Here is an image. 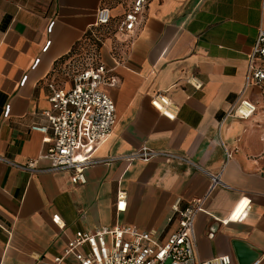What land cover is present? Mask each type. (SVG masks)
<instances>
[{
    "label": "crops",
    "instance_id": "0c3cea01",
    "mask_svg": "<svg viewBox=\"0 0 264 264\" xmlns=\"http://www.w3.org/2000/svg\"><path fill=\"white\" fill-rule=\"evenodd\" d=\"M132 4L0 0V264H51L77 232L115 225L164 242L178 225L173 207L195 202L202 203L199 260L227 255L238 264L234 243L241 241L258 252L254 264H264V96L256 88L247 94L258 107L251 119L224 120L264 27V0H150L128 37L120 29ZM103 8L111 24L96 28ZM113 25L115 39L100 40ZM88 42L117 80L105 91L118 121L100 145L83 135L81 155L125 157L145 145L178 158L100 163L85 170L84 184L70 171H47L51 163L41 155L54 143L31 126L45 123L49 83L70 87L58 83L60 70L70 69L71 55ZM161 93L178 108L174 120L151 104ZM29 161L39 172L18 168ZM213 177L220 180L214 188ZM120 192L127 195L122 204Z\"/></svg>",
    "mask_w": 264,
    "mask_h": 264
},
{
    "label": "built area",
    "instance_id": "2783aa9c",
    "mask_svg": "<svg viewBox=\"0 0 264 264\" xmlns=\"http://www.w3.org/2000/svg\"><path fill=\"white\" fill-rule=\"evenodd\" d=\"M150 0H133L132 7L124 14L121 31L132 36L138 29L140 21ZM110 10H99L95 27H107L111 24ZM94 41H99L92 33ZM111 70L101 62L89 64L78 70L68 89L49 83V110L43 111L44 124H34L31 130L43 135L45 143L53 141L54 145L42 158L51 163L48 172L70 171L77 182L86 183L84 172L87 168L122 159L126 163L135 160L149 162L157 157L178 158L172 153L155 151L143 146L125 157H112L96 160L91 155H81L82 136L94 146L112 137L117 126L116 105L113 98L105 91L107 87H116L117 80ZM256 88L264 96V27L258 31L257 41L248 56V67L243 89L238 100L226 112L224 120L251 119L258 111L257 105L247 96ZM152 106L164 117L174 120L178 108L163 93L153 97ZM222 126V125H221ZM227 157L229 153L227 151ZM1 159V158H0ZM18 168L28 172H39L36 161H29ZM220 183L213 177L212 188ZM125 192L118 194V203H125ZM202 210V203H192L185 208L178 204L173 207V215L178 220L175 231L164 242L152 233L134 226L115 225L109 228H96L92 231L76 233L71 245L51 264H231L230 256L217 257L209 261L197 258V241L195 221ZM53 222L64 227L61 217L55 215ZM10 236L11 230L5 229Z\"/></svg>",
    "mask_w": 264,
    "mask_h": 264
},
{
    "label": "rangeland",
    "instance_id": "374dc122",
    "mask_svg": "<svg viewBox=\"0 0 264 264\" xmlns=\"http://www.w3.org/2000/svg\"><path fill=\"white\" fill-rule=\"evenodd\" d=\"M129 0H115L116 4H124V6L127 5ZM117 25H113L110 27L111 30H103L102 31V38L100 37V40L103 41L105 39V36H110L111 38L114 37L115 29ZM104 36V37H103ZM101 43L99 41H96L95 45H100ZM83 47V48H82ZM73 62L70 69H67L66 71L60 70L59 76H58V83L61 86H64L66 83H71L72 78L74 74L82 69L85 68L89 64H95L99 63L100 61V55L99 50L93 46V43L88 42L87 45L81 44L77 50L71 55L70 57ZM264 110V109H263Z\"/></svg>",
    "mask_w": 264,
    "mask_h": 264
},
{
    "label": "water",
    "instance_id": "95a60500",
    "mask_svg": "<svg viewBox=\"0 0 264 264\" xmlns=\"http://www.w3.org/2000/svg\"><path fill=\"white\" fill-rule=\"evenodd\" d=\"M234 248L238 264H254L259 258L258 252L244 242L235 241Z\"/></svg>",
    "mask_w": 264,
    "mask_h": 264
}]
</instances>
